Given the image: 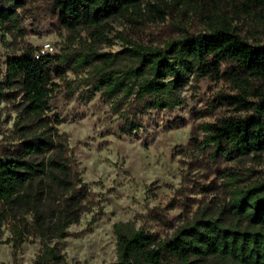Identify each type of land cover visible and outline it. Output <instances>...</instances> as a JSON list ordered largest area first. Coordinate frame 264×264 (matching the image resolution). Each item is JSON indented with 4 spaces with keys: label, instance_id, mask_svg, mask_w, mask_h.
I'll return each instance as SVG.
<instances>
[{
    "label": "rangeland",
    "instance_id": "374dc122",
    "mask_svg": "<svg viewBox=\"0 0 264 264\" xmlns=\"http://www.w3.org/2000/svg\"><path fill=\"white\" fill-rule=\"evenodd\" d=\"M54 1L27 0L16 24H0V160L22 163L0 170V264H116L135 236L147 239L131 247L134 264L158 258L151 253L160 255L155 264H264L252 259V240L198 246L184 235L207 222L264 241V224L233 209L242 191L264 182V152L223 158L201 129L245 115L217 103L235 94L220 77L226 65L200 78L175 63L182 77L160 93L171 101L165 108L145 89L141 54L218 24L263 44L264 0H137L73 31ZM46 44L63 62L31 101L23 60ZM35 101L42 115L30 114Z\"/></svg>",
    "mask_w": 264,
    "mask_h": 264
},
{
    "label": "trees",
    "instance_id": "16d2710c",
    "mask_svg": "<svg viewBox=\"0 0 264 264\" xmlns=\"http://www.w3.org/2000/svg\"><path fill=\"white\" fill-rule=\"evenodd\" d=\"M26 1H0V24H16L19 20L16 9L21 8ZM54 2L59 23L62 27L73 31L80 27H94L118 15L137 0H55ZM134 51L140 53L139 50ZM141 54L148 62L147 70L150 74V78L146 80L145 89L155 96L153 101L155 106L165 108L171 106V101L162 99L160 93L169 91L170 85L175 84L182 77L175 63H180L184 68L195 69L197 77L200 78L219 76L220 67L226 65L227 70L220 77L230 84L235 94L219 95L217 103L224 102L235 106L237 110L245 112V115L222 117L215 122L202 124L201 129L206 146L211 147L215 154L226 159L252 152H264V43H249L235 30L228 28L225 24H218L211 26L208 33L187 35L167 43L164 50L146 49ZM171 59H174V62ZM23 61L22 65L25 66L31 80L29 98L31 101L36 100L37 97H41L39 87L50 80L51 73L57 70L56 64L63 61L58 56L47 54H39L35 58L32 53L26 55ZM168 75L173 76V81L163 84L162 80ZM256 82H260V86L254 88ZM114 86L115 84H112L108 88L112 90ZM30 109L32 115L43 114L36 101ZM44 140L48 142L47 139ZM21 164L20 161L2 159L0 170L12 171ZM235 202L233 209L236 215L248 209L254 220L264 224V182L242 191ZM186 231L184 235L188 234V237L198 246L204 244L207 246L209 242L214 241L216 243L217 239L223 242L234 238L252 240L257 243L253 247L252 259L258 258V263H262L264 259V241L258 238L257 233L216 228L207 222L197 223ZM146 239L135 236L128 245H123L121 261L116 264H134L129 261L131 247L143 248ZM193 248L196 253L199 252L198 248ZM169 250L170 254L178 252V249L174 247ZM155 255L158 258L160 256L159 253H151L149 257L152 258ZM158 258H153V261L147 259L146 264H155ZM238 259L242 261L243 257Z\"/></svg>",
    "mask_w": 264,
    "mask_h": 264
},
{
    "label": "built area",
    "instance_id": "2783aa9c",
    "mask_svg": "<svg viewBox=\"0 0 264 264\" xmlns=\"http://www.w3.org/2000/svg\"><path fill=\"white\" fill-rule=\"evenodd\" d=\"M51 50H52V48H51V46H50L49 44L44 45L43 48L40 49V51H39V53L37 54L36 58L38 57L39 54H40V55H45L47 52H49V51H51Z\"/></svg>",
    "mask_w": 264,
    "mask_h": 264
}]
</instances>
